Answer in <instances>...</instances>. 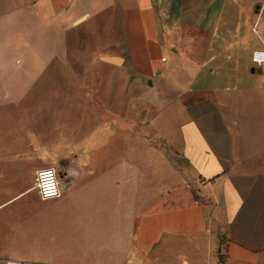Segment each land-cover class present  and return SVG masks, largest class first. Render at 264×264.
I'll list each match as a JSON object with an SVG mask.
<instances>
[{"label":"crops","instance_id":"obj_1","mask_svg":"<svg viewBox=\"0 0 264 264\" xmlns=\"http://www.w3.org/2000/svg\"><path fill=\"white\" fill-rule=\"evenodd\" d=\"M263 13L255 0H0V104L20 103L85 24L121 84L118 105H89L97 117L50 147L0 156V264H264ZM46 155L23 172V156ZM46 167L67 170L41 199Z\"/></svg>","mask_w":264,"mask_h":264},{"label":"rangeland","instance_id":"obj_2","mask_svg":"<svg viewBox=\"0 0 264 264\" xmlns=\"http://www.w3.org/2000/svg\"><path fill=\"white\" fill-rule=\"evenodd\" d=\"M264 9L263 0H255ZM264 14V13H263ZM256 22L255 28L264 24ZM254 28V29H255ZM98 34V33H97ZM101 40V38L99 37ZM98 38L92 39L88 25L72 28L68 34V43L56 51V59L48 71L36 82V87L20 94L22 100L17 104H0V156L9 157L13 150L45 149L50 147L48 135L64 130L65 126L79 125L86 115L96 116L93 110L87 113L89 105H118L121 84L102 64L97 49L104 45ZM26 45H20V47ZM24 52V49L22 50ZM19 85L31 78L28 71L15 72ZM7 78H10L6 76ZM30 108V109H27ZM123 109V108H122ZM121 109V110H122ZM119 112V109H118ZM91 122V121H90ZM93 122V120H92ZM67 124V125H66ZM62 127H61V126ZM22 167L28 172L43 161L56 157L23 156ZM73 161V159H71ZM54 165L57 166L55 163ZM59 170L66 171V167ZM20 186H24L21 180ZM36 192L30 194L35 195Z\"/></svg>","mask_w":264,"mask_h":264},{"label":"built area","instance_id":"obj_3","mask_svg":"<svg viewBox=\"0 0 264 264\" xmlns=\"http://www.w3.org/2000/svg\"><path fill=\"white\" fill-rule=\"evenodd\" d=\"M252 60L253 62L256 64V65H261L264 63V50H257V51H254L252 53ZM49 169H52L55 171V181H56V184H55V191H56V194L55 195H48L47 197H45V189H44V184L46 183L45 179H43L41 176H40V173L44 172V171H47ZM63 173L56 169V168H52V167H46V168H41V169H38L36 172H35V189L37 191V194L39 195V197L41 199H49V198H54V197H58L60 196L61 192H62V179H63ZM4 264H18V262L14 259H6L4 261ZM214 264H218V263H214Z\"/></svg>","mask_w":264,"mask_h":264},{"label":"clouds","instance_id":"obj_4","mask_svg":"<svg viewBox=\"0 0 264 264\" xmlns=\"http://www.w3.org/2000/svg\"><path fill=\"white\" fill-rule=\"evenodd\" d=\"M70 174H74V173H70ZM40 176L46 181V183L43 186L45 189V197H47L48 195H55L56 194L55 171L52 169H49L47 171L40 173Z\"/></svg>","mask_w":264,"mask_h":264},{"label":"water","instance_id":"obj_5","mask_svg":"<svg viewBox=\"0 0 264 264\" xmlns=\"http://www.w3.org/2000/svg\"><path fill=\"white\" fill-rule=\"evenodd\" d=\"M102 59L104 61H109V62L114 61V58H111V57H108V56H103ZM251 70L252 71H256V72H261V68L260 67L259 68L253 67Z\"/></svg>","mask_w":264,"mask_h":264}]
</instances>
